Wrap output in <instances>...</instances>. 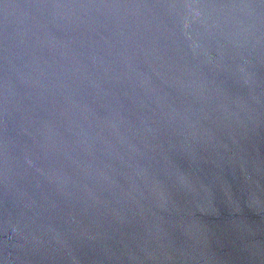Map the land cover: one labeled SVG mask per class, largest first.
Returning a JSON list of instances; mask_svg holds the SVG:
<instances>
[{
	"label": "water",
	"instance_id": "1",
	"mask_svg": "<svg viewBox=\"0 0 264 264\" xmlns=\"http://www.w3.org/2000/svg\"><path fill=\"white\" fill-rule=\"evenodd\" d=\"M0 264H264V0H0Z\"/></svg>",
	"mask_w": 264,
	"mask_h": 264
}]
</instances>
